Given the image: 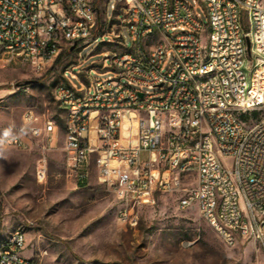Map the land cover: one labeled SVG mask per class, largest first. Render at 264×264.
Wrapping results in <instances>:
<instances>
[{
	"label": "built area",
	"instance_id": "obj_1",
	"mask_svg": "<svg viewBox=\"0 0 264 264\" xmlns=\"http://www.w3.org/2000/svg\"><path fill=\"white\" fill-rule=\"evenodd\" d=\"M118 4L124 13L111 30L115 48L104 56L116 76L89 79L82 90L55 88L69 174L85 185L94 177L113 194L125 227L138 223L157 193L180 191L183 177L193 176L179 207L197 206L227 245L253 240L264 252L263 0ZM195 5L205 9L207 23ZM98 14L94 0H0V65L24 61L42 69L64 48L99 36ZM60 128L29 109L4 143L36 145L45 156L57 147L52 134ZM25 248L24 229L0 238V264H39L23 255Z\"/></svg>",
	"mask_w": 264,
	"mask_h": 264
},
{
	"label": "rangeland",
	"instance_id": "obj_2",
	"mask_svg": "<svg viewBox=\"0 0 264 264\" xmlns=\"http://www.w3.org/2000/svg\"><path fill=\"white\" fill-rule=\"evenodd\" d=\"M94 3L99 12L95 39L72 50L64 48L59 59L39 70L24 61L0 65V238L24 229L23 255L35 257L39 264L264 263L257 242L243 239L229 246L197 206L179 207L193 176L183 177L180 191L157 193L152 204L141 208L138 223L125 227L117 221L113 194L94 177L80 185L69 174L62 150L65 113L56 102L55 88L66 84L82 90L89 79L116 76L104 56L115 48L108 44L117 40L111 30L116 31L123 4ZM195 9L207 23L205 9ZM121 30L132 49L127 26ZM29 109L61 123L59 135L52 134L57 147L45 156L36 145L21 150L4 143Z\"/></svg>",
	"mask_w": 264,
	"mask_h": 264
},
{
	"label": "trees",
	"instance_id": "obj_3",
	"mask_svg": "<svg viewBox=\"0 0 264 264\" xmlns=\"http://www.w3.org/2000/svg\"><path fill=\"white\" fill-rule=\"evenodd\" d=\"M108 45H110V44H108ZM57 58L59 59L60 55ZM259 113H260L259 111L253 110L250 114H251L252 117L257 118L259 116ZM240 117H241L242 120L247 121L248 118H249V113H242V114H240ZM58 123H59V125H61L60 122H58ZM80 185H85V184H80Z\"/></svg>",
	"mask_w": 264,
	"mask_h": 264
},
{
	"label": "water",
	"instance_id": "obj_4",
	"mask_svg": "<svg viewBox=\"0 0 264 264\" xmlns=\"http://www.w3.org/2000/svg\"><path fill=\"white\" fill-rule=\"evenodd\" d=\"M247 44H248V48H250V41H249V39L247 38ZM74 47H72V49H73Z\"/></svg>",
	"mask_w": 264,
	"mask_h": 264
}]
</instances>
